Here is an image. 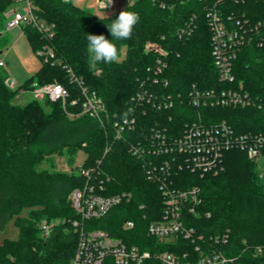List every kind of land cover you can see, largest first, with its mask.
Masks as SVG:
<instances>
[{"label": "trees", "instance_id": "obj_1", "mask_svg": "<svg viewBox=\"0 0 264 264\" xmlns=\"http://www.w3.org/2000/svg\"><path fill=\"white\" fill-rule=\"evenodd\" d=\"M31 1L37 7V14L52 25L55 34L53 39L46 40L35 28L23 27L34 51L52 45L56 58L102 96L112 114H127L132 96L139 88V79L148 74L152 62L144 53L148 40L162 43L169 52L165 77L170 81V88L167 90L184 94L194 83L203 88L221 86L202 2L193 0L173 9H162L155 0H137L125 7L123 10L137 12L140 20L130 39L114 41L122 59L119 63L99 64L92 70L87 63L86 36L103 34L111 40L107 25L119 13L98 15L76 6L71 0ZM11 5L10 0H0V32L5 30V13ZM226 10L238 11L252 22L264 21V0H228ZM193 15L198 17V28L191 36L180 39L178 30ZM234 74L246 90L264 102V42L245 47L239 53ZM6 79L7 74L0 69V229L16 218L20 237L5 239L0 244V264L71 263L78 236L71 225L77 216L69 197L72 190L84 182L76 174L39 168L47 157L61 153L64 148L69 150L72 160L77 151L83 149L89 156L87 165L102 161L104 171L112 177L108 184L109 195L122 192L133 195L129 204L116 206L103 219L90 222V228L106 229L129 243L154 251L157 242L147 236V225L154 214H160L163 199L157 187L145 179L126 141L110 139L96 119L69 118L59 103H53L55 108L53 106L50 113L36 101L16 105L14 98L18 90L10 89L5 84ZM54 81L72 88L66 69L42 61L40 69L22 85ZM203 113L209 121H227L238 133L264 134V106L261 109L204 108ZM196 114L191 107L178 105L168 112L149 110L141 123L147 128L155 119L167 123L171 115L173 121L180 122L191 120ZM108 144L111 149L105 154ZM247 159L244 152L233 150L226 155L224 173L199 178L184 172L177 179L183 180L179 185L182 188L201 186L202 205L198 215H192L189 220L197 233L208 239L228 231L229 243L223 250L237 258L232 264H264V253L255 254L257 247H264V179L260 164ZM25 210L27 217L22 216ZM127 219L136 223L131 231L123 230ZM44 220L48 224L57 220L56 224H51L47 236L42 235L40 229ZM159 247L161 251L178 254L191 251L193 245L180 240L177 246L162 243Z\"/></svg>", "mask_w": 264, "mask_h": 264}, {"label": "built area", "instance_id": "obj_2", "mask_svg": "<svg viewBox=\"0 0 264 264\" xmlns=\"http://www.w3.org/2000/svg\"><path fill=\"white\" fill-rule=\"evenodd\" d=\"M12 7L5 13L6 30L18 27H33L46 40L55 34L46 20L37 14L31 0H10ZM162 9H173L177 5L193 0H155ZM204 5L205 19L211 32V54L219 73L221 86L203 88L196 83L189 91H169L170 81L165 77L169 52L160 42L148 41L144 53L151 57L146 78L139 79V88L132 96L127 114H112L102 96L90 89L83 78L71 67L56 58L50 44L36 53L41 61L61 65L67 70L72 88L54 81L49 84H32L33 92L43 95L51 102L59 103L69 118L88 116L96 119L114 141L125 140L129 153L140 163L145 179L157 187L162 197L161 212L154 214L147 225V236L156 240L154 251L111 234L106 229L90 228V222L103 219L112 208L132 201L131 192L108 194L112 177L104 171L102 161L94 165L84 164L74 174L82 178L80 186L74 188L69 200L77 218L71 221L78 236L75 254L70 264H232L237 258L228 256L223 247L229 243V232L211 236L197 233L189 225L192 215H198L203 198L201 186L179 187L181 173L189 172L205 178L224 173L227 153L233 150L244 152L249 160L256 161L264 150V134L256 132L238 133L227 121H209L204 108H263L259 96L252 95L238 82L234 65L239 53L248 46L264 42V21L252 22L244 14L226 10L228 0H196ZM26 10L20 11V4ZM100 2L98 6L100 9ZM114 7L112 4L105 9ZM197 15H193L177 36L185 39L198 28ZM1 66H4L0 62ZM178 105H187L196 111L191 120L167 123L155 119L147 128L141 120L149 113L170 111ZM172 124H168V123ZM108 144L105 154L109 153ZM144 205L140 206L143 209ZM209 216V214H208ZM146 219V216L143 217ZM51 224L42 223L44 235H49ZM136 223L125 220L123 230L131 231ZM184 241L192 243L191 251L176 254L161 251L159 244ZM158 245V246H157ZM264 247H257L255 254H263Z\"/></svg>", "mask_w": 264, "mask_h": 264}, {"label": "rangeland", "instance_id": "obj_3", "mask_svg": "<svg viewBox=\"0 0 264 264\" xmlns=\"http://www.w3.org/2000/svg\"><path fill=\"white\" fill-rule=\"evenodd\" d=\"M71 1L82 9L91 10L96 13L102 11L100 15H103V13L104 15H115L120 13L125 7L134 4L137 0H114V7L109 9H100L98 6L99 0ZM104 2H106V0H104ZM26 6V3L22 2L20 4V11L26 10ZM26 36L23 27L10 30H6L5 27V30L0 32V62L4 64V66H0V69L8 76L5 84L12 90H18L19 94L14 98V103L16 105L24 106L29 102L36 101L43 107L46 113H50L52 112L54 102H51L43 95L37 96L33 92V83L31 85L28 84L27 86L22 85L25 84L30 76L35 74L42 65L40 56L34 51L28 37ZM123 55H125V49L123 50ZM52 156L53 158H51ZM52 156L50 155V157H47L46 161L40 165V170L47 169L50 171L74 174L80 166L86 164L89 160L88 153L83 149L77 151L74 160H72L69 150L66 148H64L61 153ZM256 162L260 164L261 176H263L264 179V156L261 155ZM27 215V210H25L22 213V216L27 217ZM44 222H47V220L40 223L42 235L45 234L41 228V225ZM56 223L57 220L50 222V224ZM16 224V218H13L4 229H0V244H2L5 239L18 240L20 233Z\"/></svg>", "mask_w": 264, "mask_h": 264}, {"label": "clouds", "instance_id": "obj_4", "mask_svg": "<svg viewBox=\"0 0 264 264\" xmlns=\"http://www.w3.org/2000/svg\"><path fill=\"white\" fill-rule=\"evenodd\" d=\"M112 4V0H101L100 6L105 9ZM104 15V13H103ZM140 17L137 12L123 10L118 17L107 25L112 37L107 39L103 34H87V63L90 69L95 70L99 64L119 63L121 59L120 51L114 41H124L131 38L133 29L139 22Z\"/></svg>", "mask_w": 264, "mask_h": 264}, {"label": "crops", "instance_id": "obj_5", "mask_svg": "<svg viewBox=\"0 0 264 264\" xmlns=\"http://www.w3.org/2000/svg\"><path fill=\"white\" fill-rule=\"evenodd\" d=\"M101 12H102V11H98L97 14L100 15Z\"/></svg>", "mask_w": 264, "mask_h": 264}]
</instances>
